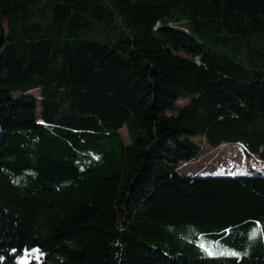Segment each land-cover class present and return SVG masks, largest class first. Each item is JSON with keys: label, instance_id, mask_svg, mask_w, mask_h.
Listing matches in <instances>:
<instances>
[{"label": "trees", "instance_id": "trees-1", "mask_svg": "<svg viewBox=\"0 0 264 264\" xmlns=\"http://www.w3.org/2000/svg\"><path fill=\"white\" fill-rule=\"evenodd\" d=\"M196 136L264 159V0H0V264H264Z\"/></svg>", "mask_w": 264, "mask_h": 264}, {"label": "rangeland", "instance_id": "rangeland-1", "mask_svg": "<svg viewBox=\"0 0 264 264\" xmlns=\"http://www.w3.org/2000/svg\"><path fill=\"white\" fill-rule=\"evenodd\" d=\"M29 94L39 95V89L31 90ZM186 100L181 99L180 104H185ZM41 107L39 106L38 118L41 120ZM175 112V111H172ZM121 134L124 136L125 140L129 143L130 138L128 136V131L126 127L120 130ZM195 139L202 143L204 142V137L196 136ZM208 146V145H207ZM201 149L199 157L202 155V160L199 165H208V167L203 170V174H225V173H264V159L258 155H254L245 151L244 146L241 143H228L221 150H213L212 147L208 146L206 152ZM199 165L193 164L182 170L184 173H194L199 168ZM208 251L211 250L205 244H202ZM211 254H217L222 252H210ZM34 257L32 252L25 253L21 256L20 261L22 263H28Z\"/></svg>", "mask_w": 264, "mask_h": 264}, {"label": "built area", "instance_id": "built-area-1", "mask_svg": "<svg viewBox=\"0 0 264 264\" xmlns=\"http://www.w3.org/2000/svg\"><path fill=\"white\" fill-rule=\"evenodd\" d=\"M202 147H204V148H207L208 146H207V144H206V140H205V138H204V142H202ZM226 145H228V143H223V144H221L220 146H218V147H212V149L213 150H221L222 149V147H225ZM206 150V149H205ZM206 152V151H205ZM201 160H202V156L201 157H199V158H197V159H194V160H192V161H183L182 163H181V165H180V170H184V169H186L187 167H189L192 163L193 164H196V165H199V162H201ZM208 165L209 164H207V165H202V166H200L199 165V168L197 169V173H201L203 170H205L207 167H208Z\"/></svg>", "mask_w": 264, "mask_h": 264}]
</instances>
